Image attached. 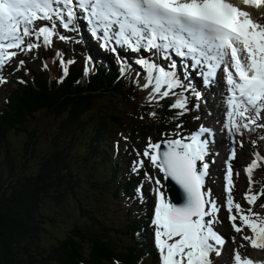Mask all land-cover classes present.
<instances>
[{"label": "snow or ice", "instance_id": "1", "mask_svg": "<svg viewBox=\"0 0 264 264\" xmlns=\"http://www.w3.org/2000/svg\"><path fill=\"white\" fill-rule=\"evenodd\" d=\"M262 7L264 0H0V72L6 67L16 70L11 67L12 62L20 54L34 53L30 58H35L41 47L47 50L53 44L54 38L67 40L60 29L79 33L83 18L90 35L102 48L116 53L119 46L131 53L151 54L152 59L141 56L136 61L146 74L138 86L149 89L150 104L175 97L169 107L178 110L177 118L190 110L184 93L197 100L200 93L183 79L182 72L176 71L173 55L180 58L183 69L199 72L205 86L217 83L219 74L227 92L223 127L233 145L225 162L227 195L222 206L229 214L233 230L242 233L247 228L250 234L242 239L251 248L264 250V216L253 212L251 207L264 195V186L258 193L251 191L253 171L264 158L254 153V159L245 169L249 185L244 194L250 206L247 210L233 199L230 162L236 158V136L264 129V123H260L264 119V24L254 20L247 10ZM23 55L16 61L18 68L26 65ZM59 64L67 76L65 61L59 59ZM42 67L47 69L48 65ZM126 71L122 64L121 75ZM3 83L6 80L0 75V84ZM149 115L154 118L156 113ZM180 127L178 124L177 128ZM212 135L210 128L201 126L186 136L177 132L176 138L163 142L153 143L149 138L144 150L138 153L164 180L174 181L184 195L182 204L173 203L161 191L164 187L161 180L145 173V178L154 185L151 225L160 264H214L212 254L221 255L225 238L213 227L221 206L211 198L210 190H204L211 143L208 137ZM240 146L243 147L242 142ZM144 166L141 159L134 162L132 170ZM137 192L143 199L140 188ZM232 242L235 243V238ZM233 252V264H254L238 250Z\"/></svg>", "mask_w": 264, "mask_h": 264}, {"label": "trees", "instance_id": "2", "mask_svg": "<svg viewBox=\"0 0 264 264\" xmlns=\"http://www.w3.org/2000/svg\"><path fill=\"white\" fill-rule=\"evenodd\" d=\"M51 62L53 81L45 70L29 77L20 69L11 91L2 84L0 96L6 97L0 103V264L149 261L156 253L148 241L135 238L144 231L142 224L149 227L153 203L134 197L129 206L124 204L144 170L139 177L121 179L117 165L124 166L132 151L114 156L110 121L122 125L123 119L96 105L125 99L153 124L145 130L154 135L177 123L185 133L190 125L183 115L175 116L178 111L169 107L171 101L146 102L138 86L139 71L121 75L98 65L83 83L84 68L78 60L68 64L67 76L59 57ZM153 111L154 118L149 115ZM40 114L54 116L51 133L39 129ZM262 186L264 180H258L251 191L258 193ZM60 232L63 239L57 237Z\"/></svg>", "mask_w": 264, "mask_h": 264}, {"label": "rangeland", "instance_id": "3", "mask_svg": "<svg viewBox=\"0 0 264 264\" xmlns=\"http://www.w3.org/2000/svg\"><path fill=\"white\" fill-rule=\"evenodd\" d=\"M262 13H264V7L254 10L252 13V16L257 18V17L262 16L261 15ZM64 35L68 38L67 40L62 41V40L57 39L56 42H54V40H53V44L51 45V47L54 48V51L52 50L53 54L57 53V52H63L64 55H68V57H69L70 51L75 50V53H77V54L81 53V54L87 55L85 52L82 51V49H83L82 47L80 48V46H74L73 45L74 41L77 42L79 35L76 36L77 35L76 33H72V34L65 33ZM54 39H56V38H54ZM39 53H40L39 55H35V58H30V57L34 56V53H29L27 55L20 54L13 59L11 67L16 69V70L19 69L20 67L19 68L17 67L16 61L21 59L22 55H23V58L27 61L26 65L24 67V69H27V71L25 70V72L27 73V75L29 77H31L33 75L34 70L37 71V69H42V70L45 69L42 67V65L45 64L44 58L46 55H48L47 53H50V51H49V49H47V50L43 49V51H42V47H41V49H39ZM89 55L90 56L94 55L95 58L100 63L105 62L107 64V66L110 67L111 70H116V69L120 68L122 65V64L121 65L119 64V62L116 60V58L114 56L109 57L108 55H106L104 53H100V51L98 49H97V54L89 53ZM111 58H113V62H112ZM64 61H65V64H68L66 62V60H64ZM123 65H124V63H123ZM125 67L127 68V71L133 70V67L131 65L129 67H127V66H125ZM16 70L13 71V70H10L8 67H6L3 70V72H0V75H2L6 80V83H3V84H5L4 85L5 88L9 91H11V89H13L15 87V83L11 82L10 78L12 77L11 73H15ZM139 71L141 72V76L143 77L142 82H141V84H142L144 82L146 74L144 73L143 69L139 70ZM49 79L51 81L55 80L54 78H49ZM2 86L3 85L0 84V94L2 93V91H1ZM143 90H145L149 94V89H143ZM4 95L5 94L3 93V95L0 96V103L5 101L6 96H4ZM147 98H148V96H147ZM170 99L172 101H174L175 97H170ZM192 99H193V97H189L188 103H189V107H191L192 110L194 111L197 108V104H196V106H194L192 104V102H193ZM96 107H97V109H100L101 111L108 112L109 114L115 113L116 115L121 116L123 119L122 125H118V124L114 123V121H110V124H111V129L113 131V136H114V140H113L112 144L114 145V147L116 149V153H119L118 155H120L121 150L124 152V154L127 153L128 150H132V152H133V157L130 160H128V162L130 163V168H128L127 170L123 169L124 172H126L128 175H136L139 170L138 171L132 170L134 162L139 161L141 159H144V161H145L144 168L147 170V173L152 175V176H156L157 178H159L162 174H159L158 170L153 169L150 165V162L146 158L138 155V153H140L144 150L149 138L151 139V141L153 143L165 141L169 138H175V133H177L178 128H176V131H174V126H173V127H171V129H163L162 132L159 134V136L154 135L151 131L145 130V127H147L148 125L151 126L152 123L150 121H147V119H141V116H142L141 113L135 112L136 109L134 107L130 106L125 101V99L112 98L111 100L100 101V102H98ZM38 118H39V129H41L42 131H45V133H51L55 129V125H54L55 121H54L53 115L48 116L45 114H40L38 116ZM261 123H264V119H263V121H261ZM132 126L139 128L138 133L134 134L133 137L131 134L132 132H134V130H132L133 129ZM259 129L260 130L255 129V131L248 132V133L246 132V133H244L243 136L239 137L240 144L242 142V144L244 145V148H246V150L244 151V154L245 155L247 154V159L244 160L242 165H240L238 163L235 167V168H237V170H235V173H236V175L238 174V176L237 177L235 176L232 178L233 182L235 184V187H236L235 192L233 193V191H232V196H233L234 201L238 202L241 205V207L244 208L245 210H247L250 207L244 199V194L246 193V191L248 190V187H249L248 175H247L245 169L251 163V161L254 159V153H259V155L262 158H264V142H262L261 140L259 141V139H260L259 136H261L260 134L264 135V129H261V128H259ZM258 132L260 134H258ZM42 133H44V132H42ZM166 134H167V136H165ZM220 135H222V134L219 131L218 136L220 137ZM157 137L159 138V141H157L158 140ZM253 141L255 142V146H253V143H252ZM228 144L229 143H227V145ZM224 149H225V147H224ZM113 152H114V150H113ZM229 154H230V152L226 153L225 156L227 157V156H229ZM244 154H243V158H244ZM114 156H116V155L114 154ZM211 163H214V159L211 161ZM139 169H141V168H139ZM263 171H264V159H262L260 161L259 167H257L253 171L252 180L254 181L256 178L264 180V173H262ZM138 175L139 174H137L136 177H139ZM223 176H224L223 165H222V168L219 170H217L216 168H213V171L210 172L209 174H207V176L205 177V183H206L205 188H206V191L210 190L211 198L217 202L218 206H221L220 212L218 213V222L214 224V225L218 226V233L221 234L225 238H228V236L230 238H235V243H233L232 242L233 239H231L230 245L228 247V250L230 251V257H231L230 262L232 263V257L234 254L233 250H238L241 254L245 253V255L249 254V255L256 256V257L260 258V256H264V250L253 249V248H251V246L248 244L247 241H244L242 239L243 235L250 234L249 230L247 228H244L242 233H236L231 226V222L228 220L229 214L226 211L225 207L222 206L224 201L226 200V195H227L224 191L226 182H224L223 190H222ZM122 178L123 177H121V179ZM256 181H254V183ZM145 182L149 185V192H151V194L153 195L152 189H153L154 185L151 184L147 179L145 180ZM253 184H252V188H253ZM161 191H163L165 193V187H163L161 189ZM252 193H254V192H252ZM142 195H143V199H141V201L144 200V194H142ZM165 195H166V193H165ZM258 200H260V202H262V197L259 196ZM258 200L255 202L254 205L251 206L252 211L259 213L261 216H264V207H261V205H264V202L258 203ZM124 202H125V205H127V206H129L131 203L129 200H124ZM236 223L239 226L238 220ZM64 236H65L64 232H60L57 235V237H59L60 239H63ZM136 240L137 241L141 240V236L137 235ZM124 241L127 242L128 240L126 241L124 239ZM240 245H244V246L240 247ZM154 248H155V245H154ZM219 264H226L224 262L223 258L219 260Z\"/></svg>", "mask_w": 264, "mask_h": 264}, {"label": "bare ground", "instance_id": "4", "mask_svg": "<svg viewBox=\"0 0 264 264\" xmlns=\"http://www.w3.org/2000/svg\"><path fill=\"white\" fill-rule=\"evenodd\" d=\"M253 18V17H252ZM257 21L259 22V23H262V24H264V16H262V17H258L257 18ZM86 32H83V35L85 36V35H87V34H85ZM127 63L130 61V59H126L125 60ZM117 62V61H116ZM117 64V63H116ZM218 82L219 83H221V81H219V74H218ZM223 82V81H222ZM221 84H224V83H221ZM223 88V87H222ZM224 89V88H223ZM207 91V90H206ZM205 95H210V96H216V98H217V100L215 99V101L213 102V104H214V109L217 111V113L218 112H222V113H224L225 111H226V106H225V104H224V97L227 95L226 94V92L225 91H219L218 92V90L217 91H215V90H213V89H210V90H208L207 92H206V94ZM209 106H211V105H209ZM209 106H207V108H210ZM205 119H206V121L207 122H211V121H213L214 120V118H213V115L211 114H207L206 113V115H205ZM224 120L222 119L220 122H219V129L221 130V131H226V129H224V127H223V124H224ZM161 132V131H160ZM159 132V133H160ZM165 136H167V134L165 135ZM158 138V137H157ZM225 151H226V147H225V149H224V147H223V149L221 150V152L224 154L225 153ZM247 159V157L245 158V160ZM220 196V195H219ZM142 243H144V242H142ZM264 259V258H263ZM264 264V263H263Z\"/></svg>", "mask_w": 264, "mask_h": 264}, {"label": "water", "instance_id": "5", "mask_svg": "<svg viewBox=\"0 0 264 264\" xmlns=\"http://www.w3.org/2000/svg\"><path fill=\"white\" fill-rule=\"evenodd\" d=\"M161 150L163 151V143H162V148ZM166 184V189L168 192V198L173 202L177 204H182L184 202V195L182 189L179 188V186L172 181L171 179L165 180Z\"/></svg>", "mask_w": 264, "mask_h": 264}]
</instances>
